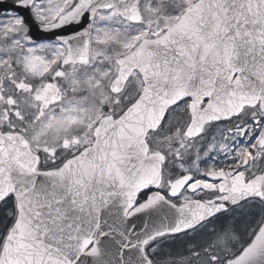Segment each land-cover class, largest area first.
I'll return each mask as SVG.
<instances>
[{"label": "snow or ice", "instance_id": "6c2138e0", "mask_svg": "<svg viewBox=\"0 0 264 264\" xmlns=\"http://www.w3.org/2000/svg\"><path fill=\"white\" fill-rule=\"evenodd\" d=\"M38 2L0 0V24L14 16L28 26L32 38L28 14ZM120 2L105 5V14L120 11ZM99 3L72 0L68 17H58L61 22L50 34L71 47L91 26ZM185 22L187 28L157 42L154 73L165 83L185 75L190 83L199 82L206 93L202 103L254 96L255 112L264 101V0H192ZM256 122L264 123V116ZM105 138V152L114 151L119 159L111 158L114 168L109 164L106 171L101 165L87 174L73 172L71 165L66 171L67 161L57 159L59 150L45 151L43 157L37 151L33 158L18 142L0 138V264H153L157 237L187 232L185 226L144 235L157 201L178 199L179 194H164L155 183H137L134 146L127 145L125 152L117 141L113 149L114 137L105 133ZM251 195L264 202V191L256 189ZM248 198L249 193H241V200ZM226 211L223 207L210 217L220 221ZM209 264H264V227L223 262L212 255Z\"/></svg>", "mask_w": 264, "mask_h": 264}, {"label": "water", "instance_id": "95a60500", "mask_svg": "<svg viewBox=\"0 0 264 264\" xmlns=\"http://www.w3.org/2000/svg\"><path fill=\"white\" fill-rule=\"evenodd\" d=\"M6 2L10 3L11 1L6 0ZM139 2L140 0H121L119 3L120 11H114V13L116 16L132 23H142L143 15ZM110 3H112V0H100L98 5L99 10H104V6ZM191 5L192 0L187 3L179 17L170 26L161 28L155 33L144 34L131 48L114 55V66L117 70L109 82L110 92L113 94L122 93L133 70H137L140 73L145 87L138 93L132 103L127 104L125 107L123 106L124 110L116 117L109 112L103 113V117L93 131L95 140L92 146L76 155L74 159L72 157L67 159V164H65L66 171L68 165L72 166L71 170L73 172H83L86 174L92 170H98L101 165H103L106 171L109 164L114 168L115 164L111 158L115 156L116 159H119V155L114 151L105 152V149L108 147V139L105 138V133H107L109 137H114L112 140L113 149L117 141L121 142V147L125 152L127 151V145L131 144L134 146L132 154L139 157L137 160L138 176L136 182L153 183L156 178L158 179L160 161L163 160V157L158 156L153 159V157L147 154V133L156 130L160 126L170 106H173L184 98L191 97L188 107L191 122L187 127L186 133L190 136H196L200 134V122L203 124L208 120L228 116L239 111L244 104L257 101L254 96H249L248 99H244L243 97L229 99L225 97L224 100L218 102L207 101L205 106L200 109L201 97L206 95V93L199 86V82L190 83L187 75H185L184 79L172 77L167 79L165 83L163 76L154 73L152 67L154 64L153 52L155 51L157 42L162 44L169 32H175L181 28L188 27L185 17L187 15V6ZM71 6L72 4L51 21L34 20L31 13H29L28 15L31 17L29 23L33 26V29L32 38L27 36L25 38L26 41L32 43L40 40H57L54 35L50 34V30L61 22L58 17H61L62 14L64 18L68 17L66 10L70 9ZM89 29L82 36L75 37L72 40L71 47L65 44L66 54L61 57L62 65L87 66L91 64L92 54L89 42ZM68 31L70 30H66L61 34L67 35ZM158 84L160 85L159 87L157 86ZM117 100H119V95L115 98L116 102ZM261 104L264 106V101H261ZM0 138L18 142L33 154V158L35 157V152L23 133L4 129L0 126ZM106 159L108 160V164L104 163ZM155 169L157 170V174ZM248 185L246 184L240 192L249 193V196H253L251 193L256 189L264 191V185H262L261 181H252L249 188H247ZM153 195L155 198L156 195ZM202 209L209 212L213 210V207H202ZM200 214V205L195 204V202L176 205L166 200L164 202L157 201L156 210L153 211L152 218L148 221V232L144 235L168 232L176 227L183 228L187 226L189 228L196 226L201 220L209 216L206 215L207 213L204 215ZM261 227H264V219L259 228ZM113 249L115 250L114 246Z\"/></svg>", "mask_w": 264, "mask_h": 264}, {"label": "rangeland", "instance_id": "374dc122", "mask_svg": "<svg viewBox=\"0 0 264 264\" xmlns=\"http://www.w3.org/2000/svg\"><path fill=\"white\" fill-rule=\"evenodd\" d=\"M69 1L39 0L32 14L38 19H50ZM188 1L141 0L140 10L143 14V22L138 24L117 19L113 13L106 15L105 11L98 12L91 33L92 44L99 51V53L95 52L96 59L94 63L84 70H75L69 76H65V79L63 78L65 86L70 89V92L67 96L49 103L44 112V117L29 132L33 140L35 142L44 139L57 140L61 134L68 130L75 131L88 123V119L93 115V98H95L98 91L102 90L100 87L104 86L113 70L107 61L106 50H125L143 33L155 32L169 26ZM104 23L109 25L112 31L107 34L98 33L95 36L96 25ZM24 31L25 25L18 23L14 16L6 18L0 24V97L3 94H7V97H13L17 104L14 109L29 115L33 112V109L20 100L25 97L22 89H26L29 84L34 87L41 85L47 75L54 72V65L60 55L63 54L64 47L50 41L28 44L24 40ZM58 83H60L59 80ZM141 87V78L137 72H134L129 94H132L134 89ZM10 104L13 103L10 101ZM183 108L184 105H181L171 110L165 118L164 126L169 127L179 119ZM65 110L70 112L69 115L66 117L60 116V113ZM249 206V204H245L237 208L238 213L247 220L255 217V224L253 227L247 228L246 235L243 232L246 223L242 216L234 217L238 222L237 232L232 233L234 238L222 230L220 221L214 219L209 223L216 235L214 239L215 249L212 255L220 257L223 253H233L250 237L257 225L258 218L249 210ZM238 234L245 236H239ZM212 239L211 230L205 226L195 233L192 241L205 242ZM179 242L180 240L177 239L169 241L172 245ZM202 263L206 264L204 261Z\"/></svg>", "mask_w": 264, "mask_h": 264}, {"label": "flooded vegetation", "instance_id": "af4514ba", "mask_svg": "<svg viewBox=\"0 0 264 264\" xmlns=\"http://www.w3.org/2000/svg\"><path fill=\"white\" fill-rule=\"evenodd\" d=\"M50 84L54 83L48 81L40 89L37 97L35 94H32L33 89L31 87L25 91L26 97L22 99V102L27 103L33 108V112H36L37 117L43 114L49 103L60 99L64 95H68L65 93V88L59 86L57 83L49 90ZM37 98H41L40 103ZM100 101L101 103H107L108 99H104L101 96ZM101 103L98 105L101 110L98 111H102L105 107ZM184 104V110H186L188 101H185ZM253 106L255 105L244 107L238 113L239 115L230 116L231 119L205 125L202 133H200V137L193 140H185V136L182 133L170 135L173 130L170 133H165L163 137H152L154 151L159 148L167 157L160 171L161 176L158 182L162 192L166 194L170 190L176 191L177 188L172 186L171 182L181 176L186 175V178H189V181H191L187 182L178 192V199L170 198L169 200H199L202 202L214 200L215 204H221L220 202L224 199L223 196L227 194L220 187L222 183L227 181L226 184L230 183L231 188L225 186V189L236 190L237 186L233 183L240 182L241 179L247 182L264 172V123L256 122V118L264 116V111L256 107L255 112H253ZM26 115L24 114L25 117ZM24 116L22 114L18 118L23 120ZM24 122H26V118ZM89 123L95 125L97 117H90ZM80 133V128L75 131L70 130L59 140L52 142L50 146L46 142L40 143L39 151L41 152V156L43 157L45 151L52 152L59 150L60 155L57 159L60 161L67 155L79 151L80 145L83 142V139L79 137ZM88 138V136H85L84 140L87 141ZM66 150L70 151L66 152ZM195 186L199 188L192 190ZM245 204L250 205L249 210L258 218L257 225L250 236L255 233L263 219L264 204L256 197L248 198L246 202L230 206L222 220H220V225L222 230L231 235L232 238H234L232 233L237 232L238 222L234 219V217H238L236 214L237 208ZM242 217L246 223L243 230L246 235L247 228L254 226L255 217L249 220L244 216ZM214 219L212 217L197 228L186 233L167 236L157 240V255L153 258V261L155 263L171 262L173 264H190L204 261L206 264H209V260L215 249L214 239L216 235L213 232V228L209 227L213 235L212 240L193 242L192 238L195 236L194 232L197 229ZM173 239L180 240V242L172 245L169 241ZM231 255V252L227 254L223 253L220 256V260L224 261L226 257Z\"/></svg>", "mask_w": 264, "mask_h": 264}, {"label": "bare ground", "instance_id": "6f19581e", "mask_svg": "<svg viewBox=\"0 0 264 264\" xmlns=\"http://www.w3.org/2000/svg\"><path fill=\"white\" fill-rule=\"evenodd\" d=\"M112 31V28L109 26V25H105V23L104 24H97L96 25V32H95V36H97L98 35V33H105V34H107V33H110ZM96 38V37H95ZM69 111L68 110H65V111H62L61 113H60V116H62V117H66V116H68L69 115Z\"/></svg>", "mask_w": 264, "mask_h": 264}]
</instances>
